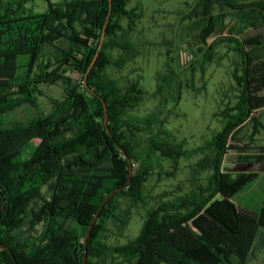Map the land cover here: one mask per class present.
Wrapping results in <instances>:
<instances>
[{
	"label": "trees",
	"instance_id": "obj_1",
	"mask_svg": "<svg viewBox=\"0 0 264 264\" xmlns=\"http://www.w3.org/2000/svg\"><path fill=\"white\" fill-rule=\"evenodd\" d=\"M27 1L0 0V242L11 250L0 247V264H16L13 256L18 264H83L85 235L105 198L120 187L123 190L106 204L91 232L85 264H106L109 258L113 264H235L230 258L236 247L206 234L190 242L185 238L188 234L171 227L176 223L194 226L206 217L233 245L242 237L237 207L225 198L233 199L244 191L250 178L235 182L230 174L222 173L221 164L227 143L252 113L248 69L263 59L264 45L260 42L255 47L247 31L264 28V0L186 3L189 21L215 24L213 41L208 42L210 34L203 36L208 46L203 57L208 63L218 43H229V49L242 57L244 74L235 76L243 88L241 103L238 112L226 115L225 128L210 143L214 174L209 184L149 208L140 234L118 246L105 244L102 237L110 223L120 230L128 224L130 211L122 214L119 200L128 198L132 207L148 205L144 181L163 172L165 155L185 153L182 144L165 137V122L156 113L129 114L146 95L140 82L124 88L107 75L108 68L121 69L137 55L128 39L142 13L138 8L128 9L131 0H112L111 6L109 0L57 4L46 0L44 13H29ZM104 29L102 51L88 78L89 90L83 78L81 82L67 79L66 97L55 102L52 113L26 122L10 119L24 106L39 109V81L65 68L85 75ZM54 39L60 44L50 52L49 41ZM116 50L122 52L117 59ZM55 59L59 61L50 71ZM173 77L177 75L170 71L162 82ZM120 148L133 164L129 184V163ZM218 196L223 200L216 201ZM255 230L264 234V199Z\"/></svg>",
	"mask_w": 264,
	"mask_h": 264
},
{
	"label": "rangeland",
	"instance_id": "obj_2",
	"mask_svg": "<svg viewBox=\"0 0 264 264\" xmlns=\"http://www.w3.org/2000/svg\"><path fill=\"white\" fill-rule=\"evenodd\" d=\"M51 1L57 4L66 0ZM240 1L251 3L258 0ZM187 2L194 5V0H131L128 9L138 8L142 13L128 39L137 55H131L121 69L113 66L107 69V75L121 87L140 82L146 95L129 114L145 117L156 113L165 122V137L182 144L185 152L183 156L165 155L163 172L144 181L143 191L148 205L139 203L132 207L128 198L119 200L120 212L125 214V211H130L129 221L123 230L109 224L102 241L110 246L123 245L135 239L142 230L149 208L191 195L193 191L209 184V178L214 174L210 143L225 128L226 115L239 110L243 88L235 76L244 74V61L229 49L230 44L227 42L214 45L213 61H206L203 54L208 46L203 36L210 34L208 42L211 43L212 38L216 37L215 24L189 21ZM47 9L46 0H28L26 3L29 13H44ZM122 25L126 27L127 21L124 20ZM247 34L255 47L260 42L264 45L263 27L250 28ZM49 43L50 52H54V48L60 44L58 39L50 40ZM262 50L263 59L252 63L248 69L249 74H252V113L227 143L228 152L221 164L222 173L230 174L235 182L250 178L244 191L233 199L225 198L236 205L242 219L241 239L234 241L236 245H233L225 233L206 217L198 219L194 226L176 223L171 227L177 228L181 234H188L189 237L186 235L185 238H189L190 242L206 234L236 247L230 258V262L235 264H264V234L255 230L258 211L264 199V102L258 101L259 97L264 98V47ZM121 55L120 50L113 53L116 59ZM54 61L50 71L59 59ZM170 71L177 77L163 83L162 78H167ZM84 77L77 71L65 68L52 78L39 81V109L24 106L11 114L10 119L26 122L40 115H49L55 109V102L66 97L65 80L81 82ZM215 200L222 201L223 198L218 196ZM113 262L114 259L109 258L106 264Z\"/></svg>",
	"mask_w": 264,
	"mask_h": 264
},
{
	"label": "water",
	"instance_id": "obj_3",
	"mask_svg": "<svg viewBox=\"0 0 264 264\" xmlns=\"http://www.w3.org/2000/svg\"><path fill=\"white\" fill-rule=\"evenodd\" d=\"M109 1H110V6H111L112 0H109ZM109 17L110 16H108V20H109ZM107 23H108V21H107ZM104 38H105V29H104V31H103V33L101 35V41H100V44L98 46V50H97V52L95 54V57H94L93 61L91 62L90 66H89V68H88V70H87V72L85 74V77H84V82L83 83H84L85 88L88 89V90H89L88 77H89L90 72L94 68V66H95V64H96V62H97V60H98V58L100 56V53H101L102 47H103V43H104ZM98 98L100 100H102L101 97H98ZM103 104H104V108H105V124H106V127H107V132H108L109 135H111V132H110V130L108 128V110H107L106 104L104 102H103ZM120 151L124 154L125 158L128 160V163H129V176H130V179L128 181V184H129L131 182V177L133 175V164H132V161H131L129 155L125 152V150L120 148ZM122 190H123V188L120 187V188L116 189L114 192H112L108 197H106L105 200L103 201V203L101 204V206L99 208V211L96 213V215H95V217H94V219H93V221H92V223H91V225H90V227H89V229H88V231H87V233L85 235V238H84L85 257H84V260H83V264H85L86 261H87L88 240H89L91 232L94 229V226H95V224H96V222H97V220H98V218L100 216L101 211L105 208L106 204L113 197H115L117 194H119ZM0 247L4 248V249H7L9 252H11L10 248L6 247L1 242H0ZM13 259H14L15 263L18 264L14 256H13Z\"/></svg>",
	"mask_w": 264,
	"mask_h": 264
}]
</instances>
